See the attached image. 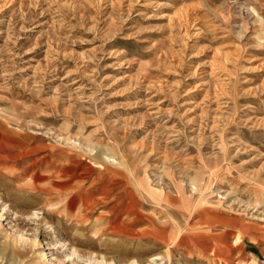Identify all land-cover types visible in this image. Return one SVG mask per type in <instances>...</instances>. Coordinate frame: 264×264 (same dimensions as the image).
Returning <instances> with one entry per match:
<instances>
[{
  "label": "rangeland",
  "instance_id": "rangeland-1",
  "mask_svg": "<svg viewBox=\"0 0 264 264\" xmlns=\"http://www.w3.org/2000/svg\"><path fill=\"white\" fill-rule=\"evenodd\" d=\"M0 166V264H264V0H0Z\"/></svg>",
  "mask_w": 264,
  "mask_h": 264
},
{
  "label": "bare ground",
  "instance_id": "bare-ground-1",
  "mask_svg": "<svg viewBox=\"0 0 264 264\" xmlns=\"http://www.w3.org/2000/svg\"><path fill=\"white\" fill-rule=\"evenodd\" d=\"M16 117V116H15ZM19 120V119H18ZM103 150V149H102ZM103 155V154H102ZM99 156V155H98ZM61 159H68V157H67V155H63L62 156V158ZM49 161V160H48ZM37 162V161H36ZM102 162L104 163H106V160L104 161V159H102ZM77 163V162H76ZM64 164V163H63ZM65 164H67V163H65ZM72 164V163H71ZM78 164V163H77ZM128 164V163H127ZM126 164V165H127ZM62 165V164H61ZM102 165V164H101ZM39 166V165H38ZM67 166V165H66ZM110 166V165H109ZM46 167V166H45ZM63 167V166H62ZM101 168H102V166H101ZM55 169H57V168H55ZM62 169V168H61ZM0 171L3 173V174H6V175H8L9 177H16V178H20L21 177V179L23 180L24 178H25V176H26V173H24V172H21L20 174H18V175H15L14 174V172L12 171V167H10V166H6V167H4V166H0ZM34 171V170H33ZM37 172V171H36ZM60 172V171H59ZM63 172V171H62ZM114 172V171H113ZM112 172V173H113ZM39 173V172H38ZM58 173V172H57ZM130 173H131V171H130ZM70 174V173H69ZM37 175V173H35V174H33L32 173V175H31V177L29 178V180L28 179H26L25 180V183H23L22 185H20L19 186V189H21V190H31L32 188V185H34L33 183H31L32 181V178H34V177H37L36 176ZM45 175V174H44ZM64 175V174H63ZM120 175V174H119ZM126 175V174H125ZM75 176V175H74ZM104 176V174L103 173H100L99 174V177L97 178V179H95L94 181H93V185L86 191V195L85 196H83L82 197V199H90L91 197H92V194H93V189L95 188V186L97 185V182L98 181H100L101 179H102V177ZM40 176H38V178H39ZM66 177H67V175H66ZM125 177V176H124ZM40 178H42V177H40ZM46 178V177H45ZM52 178V175H49V180ZM70 178V177H69ZM85 178V177H84ZM61 179H63V178H61ZM65 179V178H64ZM134 179V178H133ZM39 180V179H38ZM48 180V181H49ZM53 180V179H52ZM70 180V179H69ZM84 180V179H83ZM86 180V179H85ZM136 180H137V182H138V186H139V188H141V189H143V186H142V184H141V181L138 179V178H136ZM43 181V180H42ZM76 181V180H75ZM115 181H117V180H115ZM118 182V181H117ZM54 183V182H53ZM90 183V182H89ZM35 185H37V184H35ZM53 185V184H52ZM38 187H40V186H38ZM51 187V186H50ZM55 188V187H54ZM35 189V188H34ZM138 189V188H137ZM40 190V189H39ZM43 190H49V186L48 187H46L45 189H42V191ZM51 191V190H50ZM49 191V192H50ZM61 191V190H60ZM77 191V190H76ZM146 191V190H145ZM63 192V191H62ZM48 194V193H47ZM202 194V193H201ZM63 195V194H62ZM5 197V196H4ZM23 197V196H22ZM0 199H3V195L0 197ZM9 199V198H8ZM77 199V198H76ZM14 200V199H13ZM27 201V200H26ZM74 201H75V198H74V196H69V197H66L65 198V201H64V203H65V208L66 209H68V211H72V207H73V204H74ZM24 202V201H23ZM15 203V202H14ZM122 203V202H121ZM19 204V203H18ZM181 205H183V208L185 209V211L186 212H188L189 210H190V206H189V204H187L186 202H184V203H180L179 204V206H180V208H181ZM160 207V206H159ZM10 209H4V211H5V213L6 214H8L9 212H7V211H9ZM166 210V209H165ZM77 212H79V211H77ZM134 213V212H133ZM154 214V213H153ZM222 214V213H221ZM226 214V213H225ZM231 215V214H230ZM226 216V215H225ZM29 219H30V221H34L35 223H41V222H39L40 221V218H39V216H37V215H34V214H32V215H29ZM72 217V216H71ZM17 218V217H16ZM233 219V218H232ZM68 220V219H67ZM239 220V219H238ZM237 220V221H238ZM42 221V220H41ZM173 221V220H172ZM236 221V220H235ZM175 224V223H174ZM177 224V223H176ZM103 227V226H102ZM186 227V226H185ZM184 227V228H185ZM37 229V228H36ZM180 229V228H179ZM233 231V230H232ZM99 233V232H98ZM96 235H97V233H95ZM230 234V233H229ZM233 235V234H232ZM240 235V234H239ZM235 236V235H234ZM241 237V236H240ZM237 238V237H236ZM234 239V238H233ZM25 240V238L23 237V236H19V237H17V238H15V244L17 243V244H22L23 243V241ZM237 240V239H236ZM241 241V240H240ZM234 244H235V242H234ZM239 245V244H238ZM173 246V245H172ZM238 247V246H237Z\"/></svg>",
  "mask_w": 264,
  "mask_h": 264
}]
</instances>
